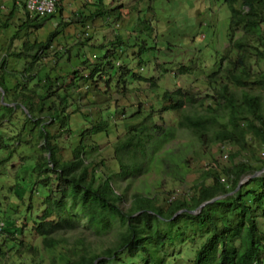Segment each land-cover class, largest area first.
Masks as SVG:
<instances>
[{
	"label": "trees",
	"instance_id": "trees-1",
	"mask_svg": "<svg viewBox=\"0 0 264 264\" xmlns=\"http://www.w3.org/2000/svg\"><path fill=\"white\" fill-rule=\"evenodd\" d=\"M222 1L229 12L223 38L225 46L218 48L216 25L201 24L200 15L197 28L206 27L208 35H205L209 39L196 50L187 49L190 56L184 63V52L174 55L169 52L170 45L165 53L160 51L164 62L152 57L159 36L153 35L152 21L140 17L142 9H137L136 5L130 8L138 21L137 28L133 29L137 33L132 39L118 34L106 48V44L96 45L104 52L93 62L81 59L79 54L75 56V65H85V69L66 71L73 79L68 86L81 80L89 86L88 92L95 93V77L103 74L107 77L106 86L120 91L121 96L137 92L136 86L145 81L149 82L153 93L147 107L142 101L134 109L125 110V105H114L110 114L118 112L119 120L129 122L122 123L126 126L123 137L117 139L113 147L118 170L103 178L97 176V164L89 158L96 148L86 145L83 139L98 133L109 135L110 121L104 120L102 114L94 116L89 108L78 110L88 124L70 148V157L62 159L57 145L51 142L55 135L49 130V127H64L68 120L69 113L63 110L67 103L65 96L58 95L60 102L57 104L49 99L53 95V84L60 80L65 83L62 73L51 77L47 72L42 82L38 78L43 91L37 100L29 93V84L37 76V71L32 73L35 61L45 55L61 32L60 28L69 23L63 19L62 0H57L55 11L50 15L30 17L26 10V19L8 39L10 48L13 40L22 38L19 34L23 31L26 39L22 51L7 52L0 61V95L4 101L11 95L6 101L8 104H0V109L1 117L10 116L15 107L21 109L24 116L21 129L27 126L30 130L37 129V137L43 140L41 146L36 147L39 153L30 167L34 181L26 185L28 188L31 184L26 210L32 213V194L41 188L40 208L30 231L40 238L42 248L52 253L47 264H132L135 260L140 264H166L175 258L170 249L176 243L185 242L196 247L193 264H263L264 230L259 220L264 218V172L251 177L237 190L236 187L243 175L252 174L256 167L264 165V157L260 155L258 166L248 159L254 157L257 149H264V68L260 67V63H264V0ZM94 4L95 10L78 20L82 27L87 20L99 17H124V5L107 8L103 0ZM16 5L0 29L9 27L8 20ZM22 5L25 6V0ZM52 17H58L59 21L47 39L31 40V32L43 27ZM138 33L142 35L140 42L135 40ZM81 44L85 46L86 43ZM203 51L207 58H201ZM98 53L95 50V54ZM68 55H65L67 63ZM6 56L24 60L30 57L31 60L22 71H16L6 66ZM149 57L157 60H152L153 66L158 64L156 66L165 73L204 75L202 81L210 92L202 96L190 88L161 89L158 77H145L136 69L140 66L143 70ZM116 62L119 65H115ZM134 62L136 65L131 66ZM163 112L177 115L176 126L164 122ZM41 117H45L44 120ZM217 144L228 146L225 158L230 165L222 166L212 156ZM10 152L0 158V163H4ZM240 155L242 159H237ZM197 158H206L207 163L195 178L188 179ZM150 176H153L148 183L151 186L142 185L141 181L134 185L138 177ZM119 180L127 181L123 189L118 185ZM168 181L186 188L173 196H169L171 193L165 195ZM130 187L132 193L127 196ZM224 194L206 203L199 212L192 213L202 202ZM179 210L182 211L176 214ZM13 224L17 230L12 229ZM13 224L0 215V234L11 235L14 244L26 246L33 261L31 264H44L42 256L35 261L39 254L37 246L15 239L23 234L22 227L28 222ZM2 241L0 257L9 250L2 248L5 243ZM69 242L73 244L69 246ZM56 249L59 252L53 254ZM69 249L73 252L69 253Z\"/></svg>",
	"mask_w": 264,
	"mask_h": 264
},
{
	"label": "rangeland",
	"instance_id": "rangeland-1",
	"mask_svg": "<svg viewBox=\"0 0 264 264\" xmlns=\"http://www.w3.org/2000/svg\"><path fill=\"white\" fill-rule=\"evenodd\" d=\"M23 1L24 0H0V25L7 20L11 8L17 4L13 16L8 20L9 27L0 29V61L7 52H19L23 49L22 43L26 39L23 31L19 34L22 38L13 40L11 47L8 48L9 37L17 26L26 19V8L22 5ZM94 2H97V0H62L61 4L64 9L63 19L69 23L64 28H60L62 29L61 32L53 39L45 55L42 56L40 60L37 59L35 61L32 73L37 71V76L34 75L36 77L29 84V93L34 100H37L39 94L43 91L41 89V82L45 78L44 74L48 72V74L53 77L58 72L62 73L65 83L60 80L56 82V84L54 80L53 95L49 98L51 100L53 99L56 104L60 102L59 96H65L67 99V103L63 109L65 113H69L67 124H65L64 127H49L50 132L55 135L51 142L57 145L59 157L62 159L70 157V148L76 144L79 132L84 130V126L88 124L87 120L82 118L78 110L81 111V109L89 108L90 112L94 113V116L97 115L98 117L102 114L104 120L110 121L109 135L98 133L85 137L84 139L82 138L86 145L96 148L89 158L94 159V163L97 164V176L103 178L106 174H109V172H116L118 170V165L114 160L113 147L117 139L123 137L126 126L124 127L122 123L127 124L129 122V120H119L120 116L118 112L114 115L110 114L114 105H125V110H127L134 109L139 101H142L144 106L147 107L149 105L148 99L153 93L149 89V82L145 81L138 85L136 84L138 89L137 92H131L126 96H121L120 91L110 89L106 86L104 80L107 77L103 74H101L99 78L98 75L95 77V82L97 84L95 93L92 90L88 92L89 86L84 84L81 80H79L76 85L68 86L73 79L66 71L69 72L73 69H78L79 72H82L83 69H85V65H75V56L79 54L81 59L87 58L90 62H93L99 60L100 55L104 52L103 48H97L96 45L106 44V48L107 44L110 41H114L118 34L122 35L124 39L128 36L132 39L137 33L133 31V29L134 27L137 28L138 21L135 20V13L130 8L136 5L137 9H142L140 17L152 21L154 29L153 35L159 36L156 39V52L152 57L158 58V62L160 63L164 62L165 58L161 55L162 53L160 51L165 53L167 51V46L170 45V47H168L171 49V51H169L170 53L176 55L184 52V54L182 53L184 55L182 62L184 63L186 58L190 56L188 50L198 49L202 43H205L207 39H209V36L206 37L205 35H208L206 27L201 30L197 28L200 18H202L199 21L201 24L214 23L216 25L218 29V32L215 34L217 46L220 49L225 46L226 41L223 40V38L224 33H226L225 28L229 12L222 0H103V4L107 8L118 6V4L124 5L122 10L124 17L110 19L99 17L87 20L84 23V27H82V23L78 22V20H82L86 15H89L90 11L93 12V10H95ZM29 15L30 17H34L36 14L29 13ZM198 16H200V18H198ZM58 21V17H52L47 20L43 24V27L31 32V40L35 38L36 41H45L48 34L56 28ZM87 37L90 38L86 40ZM141 37L142 35L138 33L135 40L140 42ZM81 42L86 43L85 46H83ZM109 47L111 48V45ZM95 50L100 53L95 54ZM39 54H42V51L39 52ZM66 54H69L67 56V58H69L68 63L65 57ZM58 56L60 57L58 58ZM149 58L150 61L147 60V65L143 70H141L140 66L136 69L145 77H158L161 89L173 91L175 89L190 88L199 92L202 96L210 92L208 86L202 81L204 75L196 74L190 76L189 74L188 76H184L176 71L165 73L156 66L158 64H156L155 67L153 66L154 61L157 60L151 57ZM201 58H207L204 51L202 52ZM30 60V57L24 60L16 59L14 56L13 58L11 56H6V66H8V68H16V71H22L24 65ZM54 61L56 65H54ZM135 62L132 63L131 66H135ZM67 64L73 66H68ZM115 65H119V62H116ZM260 67L264 68V63H260ZM170 70H172V65ZM25 74L28 75L27 72H25ZM38 78H41V82L38 81ZM31 89H34V91L32 92ZM7 97L8 98L4 101L3 95H0V104H8L6 101L7 99L10 100L11 95ZM11 105H14V103ZM59 106L62 107L64 105L60 104ZM23 110L25 111L26 109L23 108ZM90 112L88 111V113ZM25 113L27 114V110ZM1 115L2 112L0 109V158L6 157L8 151H11V154L4 163H0V215L6 221L9 220L11 224L16 222L18 225H21V222L24 220L28 222L26 226L22 227L23 234H18L19 236L15 237V239H21L24 243H31L33 246H37L39 254H36L35 261L39 260V256H42L43 263L47 264L50 262L52 253L46 252L40 245V238L30 231L32 220L40 208L39 197L41 196V188L38 187V191H34L32 194V213L30 214L26 210L30 195L28 188L31 189V184L28 185V188L26 185L34 181L30 167L33 164V159L36 157V154L39 153V148L36 147H40L43 140L37 137V129L30 130L29 126L24 130L21 129L24 121L21 109L15 107L14 112L10 116L5 114V116L1 117ZM161 115L166 124L170 123V125L176 126L177 115L175 113L163 112ZM94 116H92V118H94ZM44 118L45 117H41L40 119L44 120ZM159 122H161V120H159ZM183 133L184 132H180V134ZM215 146L216 147L212 149V156L219 160L222 166L230 165L228 159L225 158L228 146L219 144ZM220 149H223V151L220 152ZM243 153L248 155L246 151ZM259 155L264 157V149H257L254 157L249 156L248 159L253 160V165L258 166L259 161L257 159ZM22 156L25 158H22ZM237 159H242V156L240 155ZM206 163V158L195 159L192 163V171L188 179L195 178L199 169L205 167ZM259 167H256L257 170L252 174H255L259 170H263L264 172V165ZM252 174L243 175L239 181H243L244 183L247 182L251 178H248V176ZM152 179L153 176L146 179L138 177L134 185H138L141 181L142 185L145 183L151 186L148 183ZM126 184L127 181L125 180H119L118 182L121 189H123ZM184 188L186 187L178 184V182L172 183L168 181L165 183L164 187V189H166L165 195L171 193L169 196H173L176 191H181ZM131 190V187L128 188L127 196L132 193ZM259 226L264 230V218L259 220ZM11 227L13 230H17L14 224L11 225ZM65 236L68 237L70 234H65ZM10 238L11 235L0 234V241L4 239L2 242H5L2 248L5 250L9 249L3 257H0V263H33L29 253L26 252V246L14 244L13 239ZM72 244L73 243L69 242V246ZM170 250L174 252L173 255H175V258L171 259V261H168L166 264H193L196 250L195 245L190 242L182 244L176 243ZM58 252L59 249H56L53 251V254H57ZM68 252L72 253L73 250L69 249ZM132 264L140 263L135 260Z\"/></svg>",
	"mask_w": 264,
	"mask_h": 264
},
{
	"label": "built area",
	"instance_id": "built-area-1",
	"mask_svg": "<svg viewBox=\"0 0 264 264\" xmlns=\"http://www.w3.org/2000/svg\"><path fill=\"white\" fill-rule=\"evenodd\" d=\"M57 0H25V8L38 16L50 15L55 11Z\"/></svg>",
	"mask_w": 264,
	"mask_h": 264
},
{
	"label": "water",
	"instance_id": "water-1",
	"mask_svg": "<svg viewBox=\"0 0 264 264\" xmlns=\"http://www.w3.org/2000/svg\"><path fill=\"white\" fill-rule=\"evenodd\" d=\"M0 91H1V87H0ZM1 96H2V95H1ZM1 99H2V97H1ZM25 111H26V110H25ZM262 172H263V170H259V171L256 172L255 174L249 175L248 178L253 177L254 175L261 174ZM243 183H244L243 181H239V183H238V185H237V187H236V190H237V189L241 186V184H243ZM224 196H225V194H224V195H218V196L213 197V198L210 199V200H207V201L202 202V203L197 207L196 210L192 211V213H197V212H199L200 209H201L206 203L211 202V201H213V200H215V199H218V198L224 197ZM181 211H182V210L177 211L176 214L179 213V212H181Z\"/></svg>",
	"mask_w": 264,
	"mask_h": 264
}]
</instances>
